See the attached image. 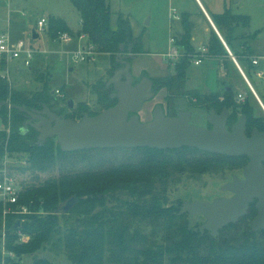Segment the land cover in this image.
<instances>
[{
	"label": "trees",
	"instance_id": "trees-1",
	"mask_svg": "<svg viewBox=\"0 0 264 264\" xmlns=\"http://www.w3.org/2000/svg\"><path fill=\"white\" fill-rule=\"evenodd\" d=\"M70 1L79 13V32L88 34L98 51L109 54L114 66L118 65L116 54L120 44H124L125 52L128 47L132 53L141 50V37H133L127 18L120 14L115 26L111 25L106 0ZM211 18L242 67V56L249 59L254 54L247 45V40L254 36L245 32L239 36V39H246L241 52L232 48L231 36L238 26L247 27L250 17L225 9ZM182 21L183 33L180 39H175L181 56L174 64V72L155 78L154 82L157 90L166 89L165 100L170 107L175 97L184 95L198 104H210L213 92L185 89L187 68L197 51L191 43L190 23L185 18ZM58 31L71 32L62 18L49 17L48 34L52 38ZM206 47L205 58L222 60L220 68H225V62L230 58L214 31ZM0 68L4 69L5 64ZM226 93L228 96L223 105L229 107L235 94L232 89ZM49 100L46 82L41 90L25 92L0 81V102L39 108L42 104L49 105ZM103 101L104 108L115 102L108 95ZM242 108L249 118L255 119L247 97ZM0 122L3 125L0 129V161L5 153L18 159L25 157L27 165L21 167V171L30 172L32 179L20 181L22 190L17 202L28 206L30 212H9L5 216L4 243L0 238V264H20L23 256L31 258L30 264H53L38 255L46 249L64 253L71 264H264V230L252 231L250 228L256 215L253 204L235 223L221 227L218 234L213 235L209 231L195 230L197 223L191 221V216L178 213L181 203L168 202L165 192L171 171L187 169L200 173L211 164L207 159H201L202 155H197L196 148H105L63 152L56 139L49 138L39 144L33 128L25 131L24 114L18 110L2 107ZM116 149H124L129 154L116 160L102 158L78 171L64 169L67 164L91 160V152ZM136 152L137 160L134 159ZM73 155L78 158H72ZM56 165L61 168L57 177L38 180V173ZM72 196L78 197L79 201L61 213V205ZM2 210L0 201V229ZM20 234L28 239L21 241Z\"/></svg>",
	"mask_w": 264,
	"mask_h": 264
},
{
	"label": "rangeland",
	"instance_id": "rangeland-1",
	"mask_svg": "<svg viewBox=\"0 0 264 264\" xmlns=\"http://www.w3.org/2000/svg\"><path fill=\"white\" fill-rule=\"evenodd\" d=\"M106 1L111 12V25L115 26L117 16L122 14L123 18H127L130 22L133 37H141L142 48L133 53L130 60V71L135 82L140 81L143 77L154 80L173 74V63L165 61L162 54L167 52L168 41L171 36L175 39L181 38L183 30L179 18L183 14L192 17L191 33L194 32L192 34L195 37L191 43L195 51L206 43L211 34L210 31L208 32L210 26L199 10L197 0ZM201 1L212 17H216L225 9L235 14L249 16V25L240 28V31L235 30V33L244 31L252 35L258 31L255 38L247 40V45L254 54H264V0ZM52 16L62 18L73 33H79V13L70 0H0V30L8 31L13 42H22L38 51L44 49L70 50L75 47V43L66 46L53 43L50 34H48V28L47 30H45L46 28L39 30L35 27L36 21L40 17L48 19ZM33 30L39 34L36 39L32 38ZM242 43L243 41H237L233 47L241 52ZM96 52L94 62H73L69 55L55 52L47 55L34 54L30 67L23 64L22 58L15 59L8 65V74H6L5 68H0V81H6L14 90L25 92L41 90L43 82H46L50 93L49 105H52L54 109L77 119L84 113L96 114L105 109L103 99L107 95L109 96L111 92V88H106L105 83L116 67L112 64L109 54L100 52L98 49ZM194 60L195 57H192L187 68L186 90L197 89L200 92H214L223 89L225 84L230 85L235 95L241 93L247 97L257 114L264 118V113L256 102V98L229 60L226 59V66L223 69L220 68L222 60L205 58L200 65H195ZM241 64L248 75V80L264 105V81L255 74L256 68L251 64L250 59L242 56ZM15 66L20 68L19 72L15 71ZM221 81L224 83H220ZM166 95V89L162 88L155 92L151 100L144 102L139 113L142 121L151 119V112L157 104H161L167 109ZM69 101L73 103L72 107L67 106ZM172 106V109L167 110L177 111L186 108L191 110L192 121L196 123L204 122L208 112L207 108L202 104L193 102L187 95L175 97ZM23 127L29 130L26 126ZM0 129H3L1 122ZM137 153L134 156L135 160L138 159ZM124 154L128 155L129 151L116 149L109 152H91L89 154L91 160H79L77 164L71 166L67 164L68 166L66 165L64 169L67 171L68 167L69 171H78L87 168L89 163L93 164L99 159L116 160ZM71 157L75 158L76 155ZM24 159L25 157L18 159L13 155L7 158L10 173L19 183L21 180L32 181L30 172L21 171V167L27 165ZM207 162L211 164L206 171L197 173L185 169L184 172H173L168 177L166 196L169 203L183 204L193 200H210L215 196L223 195L225 193L221 186L230 180L231 175L241 173L242 165L240 164L234 168L232 163H226L221 165L220 168L222 169H220L213 158L209 157ZM60 172L61 168L56 165L49 171L38 173V180L57 177ZM191 221L199 223L201 218L191 217ZM38 255L49 259L53 264H61L63 261L66 264H71L62 252H51L46 249L39 251ZM30 263L31 258L27 256H23L20 261V264Z\"/></svg>",
	"mask_w": 264,
	"mask_h": 264
},
{
	"label": "water",
	"instance_id": "water-1",
	"mask_svg": "<svg viewBox=\"0 0 264 264\" xmlns=\"http://www.w3.org/2000/svg\"><path fill=\"white\" fill-rule=\"evenodd\" d=\"M213 30L221 40L224 48L249 87V81L235 62L234 56L220 37L216 27L210 21ZM39 34L32 31V38L36 39ZM124 44H120V58H131L133 56L131 47L127 48V54L122 55ZM123 63V61H121ZM126 65V79L119 82V74L115 73L107 81V85L114 83V88L119 89L111 97H116L114 105L109 106L99 113L91 116L84 113L80 119L63 118L51 111L46 104L42 110L28 109L23 105L12 104L8 101L0 102L2 107L15 109L26 116L38 120L37 124L31 126L38 132L37 141L44 143L49 138H55L63 152H73L85 149L105 148H151L158 150L176 149L181 147L197 148L210 153H221L225 155L250 156V162L243 169V178L233 176L226 183L224 190L232 192L231 197H216L212 201L193 200L184 202L178 213L191 216H202L204 221L195 230L200 233L209 231L216 235L221 227L235 223L244 216L249 204L255 199L256 215L250 223L252 231L264 230V134L253 132V137L248 139L243 133L244 117L233 128V133L226 131L224 123L227 110L224 111L219 120L211 118L212 128H206L191 124L190 111H180L176 116H167L160 104H157L152 112V119L141 121L138 112L143 103L152 96V80L143 77L135 85L132 84V75L128 72L130 63ZM121 77V72H120ZM250 89V87H249ZM254 95V94H253ZM257 102L264 112V107L255 94ZM73 103L68 102L72 107ZM24 126L27 127V124ZM79 198L72 196L61 205V213L69 210ZM61 264H66L64 261Z\"/></svg>",
	"mask_w": 264,
	"mask_h": 264
},
{
	"label": "built area",
	"instance_id": "built-area-1",
	"mask_svg": "<svg viewBox=\"0 0 264 264\" xmlns=\"http://www.w3.org/2000/svg\"><path fill=\"white\" fill-rule=\"evenodd\" d=\"M177 17V16H176ZM178 18V17H177ZM35 27L39 30H47L48 28V19L45 17H40L37 19ZM87 40V41H86ZM53 43H57L63 46L71 45L75 43V47L70 50L60 49L59 51L52 50H42L38 51L32 48L29 45H25L22 42H13L10 39V35L8 31L0 32V65L5 64L6 74H8V65L15 59H23V64L26 67H30L31 61L33 59L34 54L41 53L47 55L51 52L55 53H63L69 55L71 57V61L73 62H94L96 55V45L90 41L88 34L84 32L72 33L68 31H58L54 37L51 38ZM207 52L206 45H202L197 53L195 54V60L193 63L195 65H199L203 59L205 58ZM181 53L176 44V40L174 37H170L168 41V50L166 53L162 54L165 61H171L173 65L180 58ZM251 64L256 68L255 74L264 81V54H253L249 57ZM235 62H237L235 60ZM241 69V68H240ZM242 71V70H241ZM249 87L252 94H256L253 86L249 82ZM253 95V96H254ZM238 99H243L244 96L239 93L237 95ZM8 132V130H7ZM9 157L8 153L3 155V158L0 161V201L3 204L2 210V229L0 231L1 241L4 243L5 238V216L7 213H15V214H25L29 213L30 210L28 206L24 204H18V195L22 190V187L19 182L12 176L9 170V165L7 163V158ZM28 239V236L20 234V240L25 241ZM2 252H4V247L2 246ZM8 255H12L10 253H6Z\"/></svg>",
	"mask_w": 264,
	"mask_h": 264
},
{
	"label": "flooded vegetation",
	"instance_id": "flooded-vegetation-1",
	"mask_svg": "<svg viewBox=\"0 0 264 264\" xmlns=\"http://www.w3.org/2000/svg\"><path fill=\"white\" fill-rule=\"evenodd\" d=\"M179 20L181 21V18H179ZM125 54H127V53L125 51H123L122 55H125ZM116 60H117L118 65L113 69L112 74L109 76V78L107 79V81L115 73H118L119 74V82H120V79L121 80H125L126 79V71H125L126 70V65L124 64V61L127 60L130 63L131 58H125L124 57V58L121 59L120 58V55H119L116 58ZM121 61H123V63H121ZM120 72H121V77H120ZM128 72H130V74H131L130 68L128 69ZM107 81L105 83V87L106 88H111V92H110L109 96H110V98L112 100L115 101L114 102V104H115L116 101H117V98L116 97H111V96L114 95L115 93H117L120 90L114 88V83H112L110 85H107ZM138 82L137 81L135 82L134 79H133V76H132V84L135 85ZM230 89H232V87L230 85H226V84L223 85V89H220V90H217V91H214L213 92V96L214 97H213V100H212V102L210 104H206V103H203L202 104L205 108H207V111L208 112H207V114L205 116V119L203 120L204 122H201V123H196V122H193L192 121V111L191 110H188L187 108L184 109V110H177V111H173L172 110V111H168V110H170V109L173 108L172 104H171V107L172 108L167 105V109L168 110L166 108H164L161 104L160 105L162 106V108L164 110V114L167 115V116H176L180 111H190L191 115H190L189 122L191 124L198 125V126H203V127H206V128H212L213 127L212 123L208 120L209 118L217 121L222 116V114L224 113V111L227 110L226 117H225V123H224V126H225L226 131H228L230 133H233L234 126L237 125V123L239 122V120H240L241 117H244L243 133H244V136L246 138H248V139L252 138L254 131H257L258 133H263L264 134V118L261 115L257 114V111H255V109H254V106H252V104L249 102V107H251L253 116L255 118L253 120L247 116V114L245 113L244 109L242 108L243 104L245 103V98L246 97H244L243 99H238L237 98V95H233L232 96V99H230V100H232L231 105L229 107H226V106L223 105V102H224L225 98L228 96L227 93H226V91H229ZM151 90L153 92V96H154L155 92L158 91L157 90V85L155 84L154 80H152ZM232 91H233V89H232ZM151 98L149 100H151ZM193 102H195V100ZM114 104H112V105H114ZM190 104L192 105V102ZM42 105L39 108L30 107L28 109L32 110L33 112H36L35 110H42V108H43ZM47 106L49 107V109L51 111L55 112L59 116H62L63 118H72V119L78 120L75 117L67 116L65 113H62L59 110L54 109L52 107V105L51 106L50 105H47ZM67 106H68V104H67ZM155 106H154V108H155ZM154 108H153V110H154ZM260 109L262 110L261 107H260ZM141 110H142V108H141ZM153 110H152V112H153ZM140 111L138 112V114L140 113ZM152 112H151V115H152ZM262 112H263V110H262ZM91 116H93V115H91ZM139 117H140V114H139ZM151 119H152V116H151ZM140 120L142 121L141 118H140ZM37 123H38V120L37 119H35L33 117H30V116L24 115V123H23V126L25 124H27V128L29 129V127L30 128H33L31 126V124H37ZM24 130L28 132L27 129L24 128ZM34 130L36 131V129H34ZM37 135H38V132H37ZM165 150H167V149H165ZM197 150H198L197 155L198 154H200V156L202 155V158H204V159H209V157L213 158V160L216 162V164L218 165L219 168H220L221 165H224L226 163H232V165H233L234 168L236 167L237 164L242 165L241 166V169H240L241 170V173L239 175L238 174L231 175L230 180L227 181V182H225L221 186V189H222V191L225 194L220 195V196H215L214 198H216V197H231V196H233L234 194L232 192L227 191V190H224L223 187H224V185L226 183L230 182L232 180V177L235 176V175L238 176V177H240V178H243V169L250 162V156L249 155H246V154H242V155H225V154H221V153H210V152L202 151V150H199V149H197ZM213 164H214V162H213ZM262 165L264 166V161H262ZM220 169H222V168H220ZM173 172H177V171H174V170L171 171L170 175ZM181 172H184V171H181ZM168 179H167V181H168ZM214 198H212L210 200H206V201H212ZM256 201L257 200L255 199L250 204H253L254 207H255ZM250 204H249V206H250ZM181 205H180V207H181ZM191 217H199V218H201V222L197 223V226L200 225L204 221V218L202 216H191Z\"/></svg>",
	"mask_w": 264,
	"mask_h": 264
},
{
	"label": "crops",
	"instance_id": "crops-1",
	"mask_svg": "<svg viewBox=\"0 0 264 264\" xmlns=\"http://www.w3.org/2000/svg\"><path fill=\"white\" fill-rule=\"evenodd\" d=\"M197 3H198V7H199V10L202 12V14L204 15V17H205V19L207 20V22H208V24H209V26H210V28H208V32L210 31V33L212 32V31H214L213 30V28H212V26L210 25V23H209V19H210V21L214 24V22H213V20H212V18H211V15H210V13L207 11V9H206V7L204 6V4L202 3V1L201 0H197ZM181 18V21H180V26H181V29L183 30V19L185 18L186 20H187V22L188 23H190L192 26H193V21H192V17L191 16H189V15H187V14H183L182 15V17H180ZM80 20V19H79ZM66 22V21H65ZM79 23H80V21H79ZM67 24V23H66ZM68 26V25H67ZM214 26H215V24H214ZM69 27V26H68ZM216 27V26H215ZM240 26H238L237 28H236V30H239L240 31ZM69 29H70V27H69ZM216 29H217V31H218V33H219V35H220V37L222 38V40L224 41V43H225V45L228 47V50H229V52L232 54V51L230 50V48H229V46L227 45V43L225 42V40H224V38H223V35L220 33V31L218 30V28L216 27ZM242 29V28H241ZM80 30V29H79ZM78 30V31H79ZM192 30V29H191ZM0 32H2L1 30H0ZM72 32V31H71ZM215 32V31H214ZM244 32V31H243ZM242 32V33H243ZM254 32H256V31H254ZM73 33V32H72ZM192 33H194V32H192ZM191 33V40H193L194 39V34H192ZM225 32L223 31V34H224ZM239 33H241V32H238V33H234L232 36H231V46H232V48L234 49V50H236V51H238L237 50V48H234L233 46L234 45H236V43H237V41H240V42H242V41H244V40H246V39H239V36L242 34H239ZM246 33V32H245ZM247 34H249V33H247ZM211 35V34H210ZM217 35V34H216ZM253 36H254V38L258 35V31L256 32V33H254V34H252ZM210 37V36H209ZM218 37V36H217ZM219 38V37H218ZM221 41V40H220ZM207 42H208V40L206 41V43L205 44H203V45H206L207 44ZM222 43V42H221ZM224 46V45H223ZM194 47V46H193ZM196 51H198V50H196ZM233 55V54H232ZM229 58H230V56H229ZM235 58V57H234ZM235 60H236V58H235ZM237 61V60H236ZM203 62V61H202ZM230 63L231 64H233L234 65V63H233V61L231 60V58H230ZM237 63L239 64V62L237 61ZM200 65V64H199ZM235 66V65H234ZM239 66H240V64H239ZM235 68H236V66H235ZM240 68H241V70H242V72L244 73V71H243V69H242V67L240 66ZM19 70H20V68L18 67V66H15V71L16 72H19ZM236 70H237V68H236ZM238 71V70H237ZM239 72V71H238ZM245 74V73H244ZM245 77H246V75H245ZM247 78V77H246ZM248 79V78H247ZM249 81V80H248ZM250 82V81H249ZM252 85V84H251ZM256 95H257V93H256ZM257 97H258V99H259V101L261 102V104H262V106L264 107V105H263V103H262V101L260 100V98H259V96L257 95ZM257 101V100H256ZM259 104V103H258ZM260 106V105H259Z\"/></svg>",
	"mask_w": 264,
	"mask_h": 264
}]
</instances>
